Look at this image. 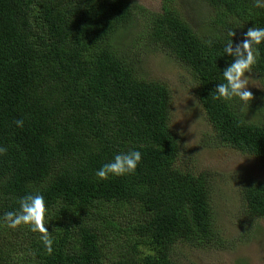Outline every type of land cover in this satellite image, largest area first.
I'll return each mask as SVG.
<instances>
[{"label":"trees","instance_id":"1","mask_svg":"<svg viewBox=\"0 0 264 264\" xmlns=\"http://www.w3.org/2000/svg\"><path fill=\"white\" fill-rule=\"evenodd\" d=\"M198 1L211 10L205 32L183 18L179 0H160L158 10L135 0H0V264H177L178 244H215L210 177L177 162L171 92L140 77L114 42L141 13L146 42L194 78L216 143L264 161V110L249 120L245 109L255 106L215 90L232 62L223 52L228 31L235 46L252 26L264 27V7ZM256 47L251 73L264 87V43ZM132 149L142 154L135 172L95 175ZM29 193L45 197L51 253L40 232L3 219ZM240 194L247 217L264 220V180H247Z\"/></svg>","mask_w":264,"mask_h":264},{"label":"rangeland","instance_id":"2","mask_svg":"<svg viewBox=\"0 0 264 264\" xmlns=\"http://www.w3.org/2000/svg\"><path fill=\"white\" fill-rule=\"evenodd\" d=\"M160 0H135L149 10H158ZM183 18L198 32H205L211 10L198 0H179ZM147 21L141 13L117 34V50L131 57L136 73L147 80L167 85L171 92L170 128L181 142L177 162L195 174L209 175V190L217 241L201 248L185 243L173 251L177 264H264V220H250L240 194L247 180H264V161L218 145L213 129L195 97L196 82L191 73L163 49L146 42ZM248 89L253 96L245 109L249 120L264 110V87L252 73Z\"/></svg>","mask_w":264,"mask_h":264},{"label":"clouds","instance_id":"3","mask_svg":"<svg viewBox=\"0 0 264 264\" xmlns=\"http://www.w3.org/2000/svg\"><path fill=\"white\" fill-rule=\"evenodd\" d=\"M257 7H264V0H256ZM229 39L224 44L223 52L232 58L222 71L223 83L216 85V98L228 101L238 100L240 104L247 105L252 99V92L248 89L249 77L252 67L259 59L258 45L264 43V27L252 26L244 33V39L235 43V32L229 30ZM210 43V41L208 42ZM23 120H16L17 127H23ZM7 148L0 146V155L6 153ZM141 151L132 149L116 153L112 159L102 164L95 172L100 179H107L110 175L121 176L135 172L141 162ZM16 211L4 213V221L9 228H16L21 224L29 225L33 231L41 233L40 239L48 253L52 252L53 240L45 225L46 202L43 194H26L19 201Z\"/></svg>","mask_w":264,"mask_h":264}]
</instances>
